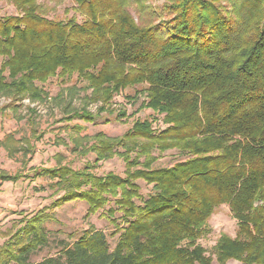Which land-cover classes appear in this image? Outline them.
I'll use <instances>...</instances> for the list:
<instances>
[{"label": "trees", "instance_id": "trees-1", "mask_svg": "<svg viewBox=\"0 0 264 264\" xmlns=\"http://www.w3.org/2000/svg\"><path fill=\"white\" fill-rule=\"evenodd\" d=\"M7 1L18 15L0 18V95L42 103L48 82L78 77L88 102L110 105L142 87L140 110L165 127L137 120L122 137H96L94 165L36 171L57 180L62 195L5 233L0 264H29L49 244L48 211L74 201L88 205L86 217L104 211L119 235L115 248L92 227L37 264H212L200 241L222 206L238 231L218 240L217 262L264 264V0H165L158 8L151 0H74L65 21L49 19L42 0ZM76 118L96 121L86 110ZM168 151L185 160L155 169ZM114 156L125 178L93 174ZM21 178L0 173L2 182ZM138 181L152 187L147 196Z\"/></svg>", "mask_w": 264, "mask_h": 264}, {"label": "rangeland", "instance_id": "rangeland-1", "mask_svg": "<svg viewBox=\"0 0 264 264\" xmlns=\"http://www.w3.org/2000/svg\"><path fill=\"white\" fill-rule=\"evenodd\" d=\"M164 3L165 0H151L148 5L158 8ZM40 4L49 19L56 21L72 17L73 13L67 15L66 10L75 6L74 0H42ZM131 12L139 22L138 14L133 10ZM16 15L18 11L11 1L0 2V18ZM150 20L154 24L159 23L156 17H151ZM1 65L2 59L0 68ZM85 87L78 77L66 84L53 79L43 86L48 98L42 103L29 99L15 101L0 95V173L22 175L17 183L2 182L0 179V247L5 242V233L10 230L16 232L26 219L43 209H50L62 195L55 194L56 188L53 186L57 180L41 175L35 177L36 171L64 166L82 171L88 164L94 165L96 154L90 148L96 143V137L100 134L109 138L122 137L137 120H157L154 122V129L165 127L161 123V117L154 115L153 111L140 110L144 98L137 95L142 87L128 89L115 97L110 105L88 102ZM85 110L96 117L94 123L77 118L70 120L75 112ZM27 144L30 146L28 151H14L11 155L9 148H26ZM184 160L185 157L177 151H168L154 168H170ZM126 170L124 161L114 156L100 162L92 172L97 176L114 173L125 178ZM138 184L142 195L147 196L151 192L152 187L145 182L138 181ZM108 209L109 207L106 208ZM87 211L88 205L80 201L49 210L51 219L45 224L49 244L36 252L29 264H37L56 256L64 246L74 244L92 227L106 234L113 250L119 235L112 236L115 229L102 216L104 211L86 217ZM208 223L212 233L202 239L200 244L208 251V256H212V264H219L212 250L221 236L236 237L238 223L228 206L216 209ZM228 264L240 263L230 261Z\"/></svg>", "mask_w": 264, "mask_h": 264}]
</instances>
